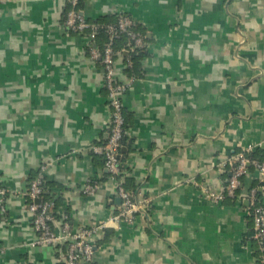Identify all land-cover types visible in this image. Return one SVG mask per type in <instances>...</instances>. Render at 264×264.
<instances>
[{
  "label": "crops",
  "instance_id": "obj_1",
  "mask_svg": "<svg viewBox=\"0 0 264 264\" xmlns=\"http://www.w3.org/2000/svg\"><path fill=\"white\" fill-rule=\"evenodd\" d=\"M70 4L0 0V264H63L52 246L32 245L26 193L43 165L73 230L122 205L91 150L109 135L104 67L65 27ZM82 13L129 16L145 50L134 79L128 51L116 57L129 86L120 154L143 210L98 235L92 264H261L247 197L259 186L264 204L255 170L236 199L206 191L224 193L220 163L251 144L264 151V0H87ZM90 180L94 196L83 193Z\"/></svg>",
  "mask_w": 264,
  "mask_h": 264
},
{
  "label": "built area",
  "instance_id": "obj_2",
  "mask_svg": "<svg viewBox=\"0 0 264 264\" xmlns=\"http://www.w3.org/2000/svg\"><path fill=\"white\" fill-rule=\"evenodd\" d=\"M70 2L75 6L78 0H70ZM134 26L135 23L129 16L119 14L118 22L115 25L108 26L107 31L111 34V39L118 38L121 33H127L135 42V46H140L142 44V37L133 30ZM65 27L67 30L78 32V34H83L88 28L93 29L92 34L85 38L92 55L94 58L101 59L104 67V86L108 92L110 118L107 140L103 144L93 145L91 150L96 154L103 155L105 168L112 175L111 178L117 185L118 195L122 200V205L107 220L73 230L68 221V217L63 216L61 220L54 219L52 215L54 203L43 200V176L46 174L48 168V165H43L39 169V177L30 182V188L26 193L28 198L27 209L33 217V230L36 235L32 243L33 246H52L55 252L58 253V261L63 264H92L98 235L122 223L134 224L137 214L143 210V206L122 187L123 180L116 178L121 173L120 146L125 136L122 97L127 92L129 86L118 82L116 79L117 63L112 44H109L102 53L98 52L95 48H91V39L95 36L96 27L91 26L87 22L84 14L78 13L74 8L67 13ZM256 147V145L251 144L242 149L236 156L218 165L220 166V170L228 167L231 177L229 184L224 188L223 194L206 191L207 197L210 200L221 203L225 198V193L231 197H235L236 190L242 185V178L249 173L248 167L250 165H253L255 168L260 182L264 183V160H251L246 155L247 153L254 152ZM97 189L98 185H94L90 180L85 185L83 193L87 196H94ZM5 194L6 190L1 189V202L4 201ZM247 197L252 208L251 212L255 231L253 238L259 246L261 253L260 262L264 264V204L257 197L256 188H251ZM37 200H40L39 203L36 202ZM1 209L3 210V207Z\"/></svg>",
  "mask_w": 264,
  "mask_h": 264
},
{
  "label": "trees",
  "instance_id": "obj_3",
  "mask_svg": "<svg viewBox=\"0 0 264 264\" xmlns=\"http://www.w3.org/2000/svg\"><path fill=\"white\" fill-rule=\"evenodd\" d=\"M68 1H70V0H68ZM86 1L87 0H78L77 4L75 6L70 2L71 3L70 4L71 7L69 9L72 10L74 8V9H76V11L78 13H82L83 10H84ZM86 20L91 26H95L96 27L95 36H94V38L91 39V45H90L91 48H95L98 52L102 53L109 44H112L113 50L115 52V57H117V55H124L125 52L128 51V56L126 57V60L129 63L130 67L127 68L126 73H127L128 77H130L132 79L136 78L135 68H137L138 61H139L140 57L143 55V53H145L144 52L145 50H144V48L136 47L135 46V42L128 36L127 33H121L118 36V38L111 39V34L107 31V28H108V26L115 25L118 22V16L114 15L113 17H109V19L104 18V19H99V20H95V21L88 20L87 18H86ZM133 30L135 32H138V28L136 27V25L134 26ZM92 32H93V29L92 28H88V29H86L83 32V35L90 36V34H92ZM74 33H78V32H74ZM122 115L124 117V121H125L124 129L126 131V116H125L124 107L122 108ZM124 139H125V136L123 137V139L121 141L120 152H121V148H122ZM240 152H241V150L237 154H239ZM97 155L100 158H102L103 163L105 164V160H104L103 155H99V154H97ZM246 155L251 160L252 159H256V160H259V161H263L264 160V151H262V150H258V151L256 150L254 152L247 153ZM120 164H121L120 165L121 166V173L119 175H117L116 178L118 180H123L122 187L126 191H128L132 197H134L135 194L133 192H131L129 187L127 186V178H128L127 177V171H128V169H127V167L125 165V159H124V156L122 154H121ZM251 170H255L253 165H250L248 167V171L250 172ZM108 176L111 177L112 175L108 173ZM246 176H244L242 178V184H243V180H244V178ZM37 177H39V171L34 176H32L31 181L33 179L37 178ZM230 177H231V173H230L229 179H230ZM93 184L97 185L94 182H93ZM228 184H229V180L227 181L226 186ZM43 186H44V193L42 195L43 200L44 201H52L54 203V207L52 209V215H53L54 219L61 220L62 215L59 214V203H60V200L55 198V196H52L50 194V187H49V184L47 182L46 174L43 176ZM258 187H254V188H256L257 197L260 198V200L262 201L261 194H260V192L258 190ZM241 191H242V185L236 190V192H235L236 196L235 197H231L227 193H225L224 200H226V199H236L237 196H239V194L241 193ZM250 210L252 211L251 207H250ZM250 217L253 220V217L252 216H250ZM107 230H109V229H107ZM254 241H255V243L257 245V250H258V248H259L258 243L256 242V240H254ZM258 252H259V250H258Z\"/></svg>",
  "mask_w": 264,
  "mask_h": 264
},
{
  "label": "water",
  "instance_id": "obj_4",
  "mask_svg": "<svg viewBox=\"0 0 264 264\" xmlns=\"http://www.w3.org/2000/svg\"><path fill=\"white\" fill-rule=\"evenodd\" d=\"M119 200H120V203H122V200H121V199H119ZM39 201H40V200H37L36 202L39 203Z\"/></svg>",
  "mask_w": 264,
  "mask_h": 264
}]
</instances>
